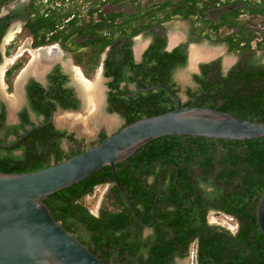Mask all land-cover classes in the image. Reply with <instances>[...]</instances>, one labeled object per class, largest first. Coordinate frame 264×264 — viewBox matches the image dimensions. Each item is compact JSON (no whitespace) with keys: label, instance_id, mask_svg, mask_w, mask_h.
I'll return each mask as SVG.
<instances>
[{"label":"trees","instance_id":"1","mask_svg":"<svg viewBox=\"0 0 264 264\" xmlns=\"http://www.w3.org/2000/svg\"><path fill=\"white\" fill-rule=\"evenodd\" d=\"M10 1L0 0V8ZM33 1L31 18L25 27L34 38L35 48L57 42L66 43L74 36L84 37L80 47L91 49L88 57L92 66L85 71L88 76L97 66L95 58L111 47L104 72L105 77L111 78L108 83L109 111L121 114L125 120L122 128L177 107L176 100L164 89L140 90L166 85L179 94L171 75L176 68L185 66L187 61L181 48L165 51L166 39L159 37L144 55L143 62L136 63L131 39L147 26L150 28L149 24L128 32L135 19L127 20L120 12L103 15L99 7L89 10L90 15L99 11L98 22L79 23L71 12L60 14L47 9L42 13L36 3L44 0ZM107 1L117 4L122 0ZM172 8L168 10L167 5L160 7L172 12L166 14L168 17L165 18L176 15L189 17L197 13L193 7L175 5ZM71 16L72 19L67 22V32L63 23ZM119 18H123V21L118 24ZM223 25L234 27L235 23L227 18L222 24L211 28L218 31ZM4 31L5 28H0V38ZM245 40L250 39L241 38L237 44ZM232 51H235V45ZM21 66L18 64L14 69ZM126 66L130 76L125 75ZM218 66H204L202 74L195 76L198 86L196 89L188 88L189 101L184 106L197 99L198 107H209L242 119L264 122V68H237L224 76ZM11 75L12 72H8L9 78ZM56 76L50 79L48 90L34 83L31 98L38 103V112L46 115L44 126L36 128L13 149H4L0 145V173L22 174L43 170L87 150L75 145L65 151L61 140L66 138L74 145L75 135L67 134L49 123L51 111L58 106L65 110L80 107L73 89L64 87L65 76L62 80H59L58 74ZM137 80L139 86L136 91L127 87L119 89L123 81L131 83ZM107 137L101 132L89 148ZM16 150H22V153L16 155ZM117 176L144 224L152 223L153 205L159 187L163 186L156 205L154 233L146 238L143 237L145 227L126 205L114 184L109 166L45 200L54 218L73 234H79V239L104 262L174 264L176 257L188 256L191 243L197 239L196 264H264V237L257 220L258 203L264 193V137L247 141L195 136L158 138L117 164ZM149 177L154 178L153 183H148ZM108 184L111 190L95 216L82 201L92 195L98 186ZM208 188H212V191H208ZM211 209L234 217L239 225L238 232L232 235L223 228L208 225L207 214Z\"/></svg>","mask_w":264,"mask_h":264},{"label":"water","instance_id":"2","mask_svg":"<svg viewBox=\"0 0 264 264\" xmlns=\"http://www.w3.org/2000/svg\"><path fill=\"white\" fill-rule=\"evenodd\" d=\"M172 49L170 46L168 51ZM30 74L21 78L18 87ZM157 89L166 90L176 100L177 107L174 110L128 125L61 164L29 173H0V264H111L94 254L54 218L45 203L50 195L109 166L114 184L133 216L144 227L151 228L156 221V204L161 191L153 205L152 223H142L118 179L117 164L129 159L149 142L166 136H195L228 141L264 137V122L242 119L209 107H198L196 101L184 106L181 96L166 85L140 90L149 92ZM34 130L27 131L12 145H3L1 142L0 145L16 147ZM257 220L264 237V193L258 203Z\"/></svg>","mask_w":264,"mask_h":264},{"label":"rangeland","instance_id":"3","mask_svg":"<svg viewBox=\"0 0 264 264\" xmlns=\"http://www.w3.org/2000/svg\"><path fill=\"white\" fill-rule=\"evenodd\" d=\"M89 1L90 0H49L48 3H45L44 0L43 2L36 3V5L40 8L42 13H45V10L47 9L55 10L60 14H66L68 12H71L75 15V18H78L79 23L83 21H86V23L98 21V13L93 15H90L89 13V10L92 7H99V9L101 10L100 12H102L103 15L120 12L122 16L127 18V20L132 18L130 16H135L137 14L142 15L143 12H146V17L141 16L140 18L135 19L132 28L129 29L128 32H130L134 28H139L141 26L144 27L147 24H149V27L153 26L152 29H154V34L166 33L167 37H171V35L175 34L183 36L185 34L193 33L194 31L199 34L207 32L208 36H211L213 38L216 36L217 40L206 41L204 39H200L198 43H192L191 46L205 48V50H209L212 53H215V55H223L226 70L228 69L230 62L234 61V58H236L235 51H226L227 43L225 42V40L231 32L230 28L223 26L218 29V31H213L211 28L212 25H215L221 19L220 15L224 12H227L228 10H231L232 7L223 8L221 5L215 6L210 8L214 10H210L208 13H205L202 17H200L201 15L198 14H200L201 11V4H199L200 7L196 8L198 14L196 13L194 14V16L198 15L201 19L200 21L199 18L195 17H192L187 20L165 18V16L168 17L166 14H170L172 12H166V10L162 9H158V11H155L152 14L150 12H152L153 9L148 8L149 5L151 6V3H153L154 0H141L142 3L140 4L139 8H137V0H122L117 4L111 1L103 2V0L102 3H99L101 1L99 0V2H94L95 4L93 2L89 3ZM199 1L202 2L201 0ZM228 1H230V3L226 5L235 4V2H231V0ZM28 2L29 0H11L9 3L3 5V7L0 8V16L4 12H6L8 8H13L18 4H27ZM131 2L134 3L133 6L131 5ZM172 7H170V10L173 9ZM150 14L151 16L153 15L155 18L152 20L150 19L148 21L147 19L151 18ZM205 17H208L209 20H206ZM70 19H72V16L63 23L64 28L67 29V32L69 31V26L67 22ZM122 21L123 18H119L117 20V23L119 24ZM147 27L143 29L140 34L133 38V42L135 45L134 47H136V51L137 47H139L142 52L143 49L146 48L148 43L152 41V36L147 33L149 31H146L148 29ZM11 34L14 35V39L12 41L7 40V42L4 41L2 43L4 54L2 57V62L0 64V73H2L3 69L5 68L4 72L9 70V72H12V75L10 76V78L8 76L9 80L7 81L3 78V72V76L0 81V94L9 102L12 110L17 109L23 102L22 94L18 90V83L22 76V72L27 69L28 65L34 59L32 52L39 49H44L49 46L53 47L56 45L61 51V54L59 55L58 60L54 64H63L65 67H68L70 69L71 79L76 85V88L84 101L82 110L80 112L59 110L55 115V123L57 127L62 130L73 133L77 138H84L90 143L92 141H96V137L101 126H105L110 131H114L120 128L121 120L119 119V117L115 114H110L106 108L108 81L103 73V63L110 49L107 48L104 52L100 53V55L95 58V62L97 63L96 68L94 69V71L91 70V73L86 76L85 71L90 70L92 64L90 63L88 57L91 53V49L80 47L81 42H83L84 40V37L74 36L66 43L57 42L39 48H35L33 46L32 34L24 27L18 26L17 28H12V30L8 32L6 37H9V35ZM136 51L135 55L139 60L140 56H138V52ZM18 64H21L22 66L19 69H14V66ZM78 69H80L84 76L92 82V87H89L86 83L83 82L82 79L78 77ZM192 69V66H186L184 68L178 69L175 74V79L182 86L181 95L184 102L189 101V96L186 93L185 88L187 86H191L193 89H196L198 86L196 83H194V71ZM11 84H13V89L12 91H8V86H10ZM109 189V185L100 186L99 188L95 189L92 195L85 197L82 201V203L91 210L93 215L98 214L99 208L103 204L109 192ZM210 217L211 220H215L219 224H222L224 226H227L228 223L232 224V221L229 220L228 217L225 215H211ZM179 264H190V262L189 260H185L183 262H180Z\"/></svg>","mask_w":264,"mask_h":264},{"label":"flooded vegetation","instance_id":"4","mask_svg":"<svg viewBox=\"0 0 264 264\" xmlns=\"http://www.w3.org/2000/svg\"><path fill=\"white\" fill-rule=\"evenodd\" d=\"M130 1H136V0H130ZM155 1H156V3H155ZM201 1L202 2H200L199 0H162V1L154 0V2L151 3V6L149 5V8H148V9H153L152 12H150L153 14L155 11H158V9H160V7H162L164 5H167L168 10H170V7L175 6V5L184 6V7L187 6L190 8L191 7L197 8V7H200L199 4H201V11H200V14H198V15H201L200 17H202L203 14L208 13L210 10H214V9H210L212 7L220 6V5L223 8L224 7H232L231 10L224 12L225 14L224 13L221 14L220 15L221 19L215 25H212L213 27H215L219 24H222V22H224V19H227V18L233 19V21L235 23L234 27H228L227 25H223V26H226L227 28H230V30H231L230 34L228 35V37H226V40H225V42L227 43L226 51L227 52L232 51V48L235 45V53H236V58H234V61L230 62L227 70L225 69L226 67L224 65L223 55H220V54L215 55V53H214L215 56L213 55L210 58L199 60L194 65L191 63L190 49L195 47V46L192 47L191 44L192 43H198L200 41V39H204L206 41H210V40L216 41L217 40L216 36L213 38L211 36H208L207 32H203L202 34L201 33L199 34L195 31L193 33L185 34V35H183V37L181 35L175 34V35L179 36V40L177 43L174 44L176 46L171 51H173L176 48H181L182 50L185 51V54L187 56L186 65L179 67V68H176L171 75V80L175 84V87H177L179 89V96H181V98H182V95H181L182 86L175 79V74H176L178 69L184 68L186 66H188V67L192 66V68H193L192 70L194 71L193 80H194V83H196V84H197V82H196L195 76L202 74V72L204 70V66H206V68H209L210 65H215V64L217 65L218 64L219 65L218 67L224 76H226L233 69H237V68H241V69L242 68H245V69L251 68V69H256V70L260 67L264 68V54H263V51H264V0H231V2H235V4H232V5H226V4L230 3V1H228V0L227 1L226 0H201ZM219 1H221V2H219ZM91 2L96 3V2H99V0H90L89 3H91ZM103 2H107V0H103ZM99 3H102V0ZM141 3H142L141 0H137V6H138L137 8H139ZM220 3H222V4H220ZM33 4H34L33 0H29V2L27 4H18L13 8L12 7L8 8L7 11L4 12L0 16V28H3V29L5 28V31L2 35V37L0 38V64L2 62V57L4 54V51L2 48V43L4 41L7 42V40L9 39L8 37H6L8 32L10 30H12V28H17L18 26L24 27L26 29V27H25L26 23L31 18L30 12L33 8ZM131 5L133 6L134 3L131 2ZM141 7H142V5H141ZM94 14H97V16L99 18V11L94 13ZM146 15H147V13L143 12L142 15L137 14L135 16H130V17H132V19H136V18L138 19L141 16L146 17ZM198 15L197 16L192 15L189 17H183L181 15L178 17H180L183 20H187V19H190L192 17L200 19V17ZM175 17L176 16H172V18L170 17L169 19H173ZM154 18L155 17L152 16L151 18H148L147 20L149 21L150 19L152 20ZM205 19L209 20L208 17H205ZM98 21H99V19H98ZM200 21H201V19H200ZM92 22L96 23L95 21H92ZM223 26H221V27H223ZM152 27L153 26H151L150 28H148L146 30V31H149L147 33L152 36V41L150 43H148V45L146 46L145 49H143L142 52H141V50L138 52V56H140L139 60L137 59V57L135 55L136 47H134L135 46L134 42H133L134 37L131 39L132 40V49H133V53H134V61L138 64L143 62L144 55L146 54V52L149 50V48L155 43V41L159 37L166 39V46H165L164 50L167 52H171V51H168L169 46H171L170 45L171 37H167L166 33L154 34V29H152ZM221 27H219V29ZM212 30L216 31V29H214V28H212ZM245 37H248L250 40L249 41L245 40V41H242L239 44H237L241 38H245ZM231 39H232V41H231ZM125 41L126 40L123 39L124 43H125ZM33 42H34V38H33ZM174 45H172V46H174ZM108 49H110V51H111V47H109ZM110 51H109V53H110ZM207 51H209V50H207ZM109 53H108V55L105 58L104 63H103V73L105 72V61L109 57ZM122 55L125 56V54H122ZM207 66H209V67H207ZM57 68H60L59 71L57 70ZM125 68H126L125 70H127V66ZM8 72H9V70L4 72V76H3V73L0 74V81H1L2 76L7 81L9 80L8 79ZM137 73H139V71ZM137 73L134 75V78H136ZM57 74H58L59 80H62L63 76H65L66 82L64 84V87L73 89L75 96L78 98V100L80 102V107L77 110H70V109L65 110V109H62L61 107L58 106L55 111H51V114H50L51 117H50L49 123H52L57 129H59L61 131H65V130H62V129L57 127V125L55 123L56 113L59 110L71 111V112H80L82 110V106H83L84 101L82 99V96L78 92L76 85L74 84L73 80L71 79L70 69L68 67H65L63 64H59V65L53 64L52 67H50V69L46 70L40 76L39 75L36 76L35 74L31 73L29 76H27L24 83L20 87H18V90L22 94L23 102L17 109L12 110L9 102L5 98H3V96L0 94V139L2 140V141L0 140V142L3 145H8V146L12 145L16 141H18L27 131L44 126L43 123L46 120V115L38 112V109H40V107H39L38 103H35L32 100L31 91L33 89L34 83H38L44 89L48 90V87L50 85V79L55 77ZM130 74L131 73L128 70L125 72L126 76H130ZM104 76H105V74H104ZM105 78L108 81L107 82V87H108V83L111 81V78H107V77H105ZM58 83H61V81H58ZM138 86H139L138 80L135 82H131V83L123 81L122 83H120L119 89L121 90V89H124L125 87H127L131 91H136ZM188 88H192V87L187 86L185 88L186 92H187ZM12 89H13V84L8 86V91H10V90L12 91ZM109 92H110V88L108 87V91H107V95H106V108L110 114H115L119 117V119L121 120V125H120L119 129L114 130V131H110L105 126H101V128L98 131L96 140H97V138L101 132H103L107 136H109V135L116 133L120 129H122V127L125 124V120L123 119V117L121 116L120 113L109 111V102H108ZM194 101L197 102V99H195ZM184 103H186V102H184ZM66 132H67V134H71L68 131H66ZM19 136H20V138H17ZM75 138H76V143L74 145L71 142H69L66 138H63L61 140L62 147L65 151H69L75 145H80L82 150L89 148L90 142H88L84 138H77L76 136H75ZM2 148L13 149L15 147H10V148L2 147ZM21 153H22V150L14 151V154H16V155H20ZM199 171L200 170H197V172H199ZM153 181H154L153 177L148 178V183H153ZM109 186H110V189H109V191H110L111 185H109ZM162 190H163V186H160L158 194L160 193V191L162 192ZM208 191H212V188H208ZM100 208H99V211H100ZM99 211H98V214H99ZM211 215H225L228 217L229 220L232 221V224L228 223L227 226L219 224L217 221L211 220V217H210ZM156 220H157V218H156ZM155 223H156V221H155ZM207 223H208V225L213 226V227L223 228L225 231L229 232L232 235H235L238 232V228H239V225L235 221L234 217H232L226 213H221V212L216 211L214 209H211L209 211V213L207 214ZM154 224L152 225L151 228L145 227V229L143 231V237L144 238H146L150 234L154 233V229H153ZM75 236L78 239L80 237L79 234L78 235L76 234ZM191 244L192 245L190 246L189 250L187 251L188 256L185 258L176 257L173 261L174 264H179L180 262H183L185 260H189L190 264H196V251H197V244H198L197 239H195Z\"/></svg>","mask_w":264,"mask_h":264},{"label":"bare ground","instance_id":"5","mask_svg":"<svg viewBox=\"0 0 264 264\" xmlns=\"http://www.w3.org/2000/svg\"><path fill=\"white\" fill-rule=\"evenodd\" d=\"M13 36L14 35H12V34L9 35L8 40L9 41L12 40L14 38ZM178 40H179L178 35H172L171 39H170V44L174 45L175 43L178 42ZM140 50L141 49L139 47H137V52H139ZM60 54H61V51L59 50L58 46H56V45L53 47L49 46V47H46L44 49H39V50L33 51L32 55H33L34 59L28 65L27 69L24 70V74L21 76V78L25 77L28 73H33V74L39 75V76L42 75L46 70H48L51 67V65H53L58 60ZM190 55H191V63L194 65L199 60H203V59H207V58L212 57L214 55V53L207 51V50H202V49L197 48V47H193L190 51ZM4 69H3L2 73L4 72ZM77 71H78V75H79L78 77L80 79H82L83 82L86 83L89 87H92L93 86L92 82L84 76L82 71L80 69H78ZM2 73H0V74H2ZM94 88H96V87H94Z\"/></svg>","mask_w":264,"mask_h":264},{"label":"crops","instance_id":"6","mask_svg":"<svg viewBox=\"0 0 264 264\" xmlns=\"http://www.w3.org/2000/svg\"><path fill=\"white\" fill-rule=\"evenodd\" d=\"M178 16H181V15H176V17L175 18H173V19H181L180 17H178ZM172 18V17H171ZM181 20H183V19H181ZM183 37V36H182ZM176 45H174V46H172L173 48L175 47ZM200 49H202V50H204L205 48H201L200 47ZM190 51H191V49H190Z\"/></svg>","mask_w":264,"mask_h":264},{"label":"built area","instance_id":"7","mask_svg":"<svg viewBox=\"0 0 264 264\" xmlns=\"http://www.w3.org/2000/svg\"><path fill=\"white\" fill-rule=\"evenodd\" d=\"M48 1H49V0H45V3H48ZM107 186H108V185H107ZM99 187H100V186H98L97 188H99ZM97 188H96V189H97Z\"/></svg>","mask_w":264,"mask_h":264}]
</instances>
